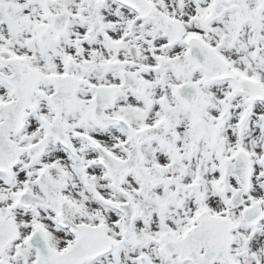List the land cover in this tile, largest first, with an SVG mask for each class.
Segmentation results:
<instances>
[{"label":"snow or ice","instance_id":"snow-or-ice-1","mask_svg":"<svg viewBox=\"0 0 264 264\" xmlns=\"http://www.w3.org/2000/svg\"><path fill=\"white\" fill-rule=\"evenodd\" d=\"M0 264H264V0H0Z\"/></svg>","mask_w":264,"mask_h":264}]
</instances>
